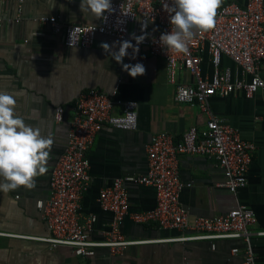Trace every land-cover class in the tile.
I'll use <instances>...</instances> for the list:
<instances>
[{"label":"crops","instance_id":"obj_1","mask_svg":"<svg viewBox=\"0 0 264 264\" xmlns=\"http://www.w3.org/2000/svg\"><path fill=\"white\" fill-rule=\"evenodd\" d=\"M116 1V0H111ZM240 5L247 0H236ZM55 16L60 25L97 23L91 14H83L80 0H24L20 20L16 0H0V92L14 95L15 113L27 125L53 139L48 171L35 178L36 187H20L0 192V264H243L245 243L240 238L215 240L168 241L187 234L174 228H162L155 223H137L126 217L121 233L127 240H144L120 251L101 246L88 259L77 255L67 245L41 240L49 237L50 229L37 207V201L50 195V180L55 165L65 150L69 121L78 97L93 88L108 93L118 85V97L137 103L138 127L118 129L106 125L96 136L88 152L92 181L82 198L81 219L96 215L91 238L102 241L111 229L113 215L102 210L100 191L118 177L139 175L148 169L146 145L153 134L169 132L176 139L192 126L204 129L207 115L197 106L178 102L175 86L168 82L164 58L155 57L142 45L133 53L128 49L124 64L142 63L146 74L132 78L100 45L115 44L119 50L121 39L98 35L89 47L64 45V29L42 23L41 16ZM137 24L132 26L136 29ZM159 26L150 23L149 31ZM135 46L136 42L131 41ZM133 55L135 58L133 59ZM205 75L213 72L210 55L203 54ZM234 66L224 57L222 67ZM179 79L192 82L194 77L182 71ZM209 104L215 115L238 129L242 137L256 144V151L248 172V183L233 194L221 184L225 182L223 169L212 159L202 155H180L181 178L192 182L180 194L181 205L192 217H213L228 212L238 204L252 208L257 223L251 228L257 262L264 264V89L253 97L243 93L212 96ZM58 106L65 107V119L55 120ZM121 111L120 107L115 112ZM0 182H3L0 178ZM132 211H146L157 204L153 186L126 184ZM214 245V246H213ZM238 248L234 253L232 250Z\"/></svg>","mask_w":264,"mask_h":264},{"label":"built area","instance_id":"obj_2","mask_svg":"<svg viewBox=\"0 0 264 264\" xmlns=\"http://www.w3.org/2000/svg\"><path fill=\"white\" fill-rule=\"evenodd\" d=\"M16 1L18 16L15 21H19L24 0ZM111 3L113 11L106 12V19L101 18L97 23L60 25L57 17L45 15L39 20L64 29V45L67 47H89L98 35L130 41H135L133 34L144 36L140 45L145 46L152 56L166 61L168 82L175 86L176 101L197 105L208 117L206 126L201 130L192 126L179 140L165 131L151 136L146 145L147 171L118 177L100 191V207L112 213L113 220L107 238L95 241L91 234L97 216L90 215L82 220L80 214L82 198L92 181L88 152L97 134L106 125L136 129L138 110L135 101L117 96L118 85L112 93L97 88L83 92L73 107L67 144L51 176L50 195L46 200L37 201V207L51 232L49 237L40 239L53 246H70L84 259L93 256L95 249L101 246L118 252L129 245L146 242L124 238L120 227L123 220L129 217L137 223H155L162 228L187 233L168 241L243 239V264H260L252 241L251 228L258 221L252 208L238 204L228 212L213 217H192L189 210L181 205V191L193 183L181 178L180 155H202L216 161L226 177L221 185L233 194L247 185L256 144L244 139L238 129L215 115L209 99L237 92L251 98L264 89V0H247L243 5L236 0H222L216 12L215 27L210 31L197 32L187 42L186 53L167 50L159 41L162 33L171 31L170 14L164 5L171 6L172 0H116ZM150 23L159 26L154 34L149 31ZM134 24L137 28L133 30ZM205 52L210 55L214 67L210 75H205L202 66ZM224 57H229L234 66L222 67ZM182 71L190 73L194 80H180ZM116 107H120L121 111L116 113ZM64 119L65 107L58 106L55 120L62 122ZM128 182L153 186L156 206L146 211H132L126 186ZM258 234L264 232L259 231ZM232 251L236 253L239 249Z\"/></svg>","mask_w":264,"mask_h":264},{"label":"clouds","instance_id":"obj_3","mask_svg":"<svg viewBox=\"0 0 264 264\" xmlns=\"http://www.w3.org/2000/svg\"><path fill=\"white\" fill-rule=\"evenodd\" d=\"M222 0H172V5H164L170 14L171 31L162 33L160 44L167 50L177 53L188 51L187 42L197 32L210 31L216 24V12ZM83 14H91L95 19L105 18L106 12L113 11L111 0H80ZM134 46L130 40L119 43V50L112 51L110 46L102 43L100 47L109 53L123 70L132 78L146 74L142 63L124 64L128 49L133 53L139 51L138 45L145 37L135 36ZM135 58V55L132 57ZM17 100L14 95L0 92V192H9L24 187L32 190L36 187L35 178L48 171V161L53 146L51 137H44L37 128L27 125L16 115L14 109Z\"/></svg>","mask_w":264,"mask_h":264}]
</instances>
